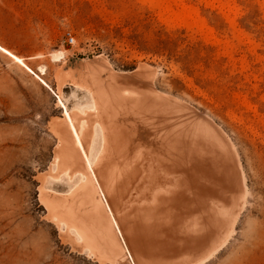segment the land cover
<instances>
[{
    "label": "rangeland",
    "instance_id": "374dc122",
    "mask_svg": "<svg viewBox=\"0 0 264 264\" xmlns=\"http://www.w3.org/2000/svg\"><path fill=\"white\" fill-rule=\"evenodd\" d=\"M68 34L74 37L73 43L67 40ZM0 45L25 64L0 51V264L122 263L97 249L101 243L96 236L94 242L82 232L86 239H81L76 233L81 229L77 215L72 222L65 210L66 202L79 193L80 173L64 157L71 139L64 113L68 108L72 115L84 112L89 119L90 130L84 138L92 143L95 159L106 154L101 150L98 122L111 120L110 103L116 106L126 93L125 99L152 91L158 99L152 98L155 104L146 115V129L166 128L170 116L174 121L176 115L187 112L209 119L227 136L240 159L245 202L227 243L196 262L205 249L197 247V240L214 233L211 224L203 227L197 219L202 216L206 221L210 206L230 203L234 191L227 174L222 175L224 185L207 182L195 192L182 190L176 208L169 204L176 209V218L187 223L192 219L197 230L187 232L182 226L178 230L175 218H166L168 224L159 216L157 222L167 221L168 233H157L152 221L150 228L156 233L152 235L151 230V237L147 230L151 220L145 225L140 219L145 231L137 239L129 235L134 233L131 227H124L126 207L139 192L150 199L148 190L142 191L148 183L132 189L135 183L126 179L128 189L120 187L109 197L97 173L100 165L94 164L96 195L124 225L121 230L116 226L128 259L122 264H264V0H0ZM58 52L64 56L55 60ZM91 62L97 64L95 68ZM117 78L129 89L118 84ZM96 98L100 111L94 108ZM174 102H180L182 109ZM161 103H169L170 108L166 111ZM175 236L187 240H175ZM187 236H194L188 237L197 245L194 249ZM161 238L169 254L162 249ZM89 239L95 244L97 240L98 246ZM186 242H191L193 252ZM140 243L139 255L135 249ZM182 245L187 246L185 250ZM197 248L200 253L195 252ZM181 251L196 255L185 256Z\"/></svg>",
    "mask_w": 264,
    "mask_h": 264
},
{
    "label": "bare ground",
    "instance_id": "6f19581e",
    "mask_svg": "<svg viewBox=\"0 0 264 264\" xmlns=\"http://www.w3.org/2000/svg\"><path fill=\"white\" fill-rule=\"evenodd\" d=\"M0 51L6 53L7 55L15 59L16 62H19L25 66L21 58L14 55L12 52H10L9 50H7L1 45H0ZM63 56H64V52H58L53 55L55 60H59ZM103 61L101 62L103 63ZM107 62L108 61L105 60L104 63L107 65ZM91 63H92L90 65L91 67H94L95 65H97L93 62ZM88 64L89 63H86L87 66H89ZM93 64L95 65L93 66ZM100 66L102 65L98 64V67ZM108 66H110L109 63H108ZM145 67L146 66H143V68ZM83 68H82V71H80V73L83 72ZM143 68L139 67V70L138 69L137 70L140 71ZM148 71L151 72V74L153 73L149 69ZM141 73L143 74V72L140 71L139 74ZM111 75H113L112 72H111ZM123 77L125 78V76ZM138 77L140 78V76ZM149 78H152V76L148 75V79ZM126 79L127 78H125V80ZM123 81L124 80H121L122 83H124ZM121 82L119 81L118 84L119 83L121 84ZM126 83H129V82H126ZM112 84H113V81H112ZM124 85H127V84L124 83ZM137 85L139 87V82L137 83ZM131 86H133V84ZM136 86L135 88H138ZM127 88L129 89L128 85H127ZM139 90H141L140 87H139ZM150 91H152V89H150ZM133 92L134 91H132V93ZM126 95L128 94L126 93ZM126 95H124V97L119 96L118 98L119 102L116 106L112 107V104L110 103V108H109V114H111L110 121L106 123V120L102 118L101 121L98 122L100 123V127H101L100 134L102 135V143H103L101 150L103 153H106V154H104V156L102 155L94 156L95 159H93L91 151H90L92 143L91 142L87 143L88 141L86 142L84 138L86 137L87 139L88 137V136H85V134H87L86 130L89 129L87 128V126L90 127L89 119L83 116L84 112H81V114L74 116L71 114L68 108L65 107L66 109L64 113L65 115L64 121H66V125L68 128L67 130L64 125L65 133L68 136L67 131H69L68 133L70 134V136L68 137H71V139L68 142L67 140L69 139L65 137L67 138L65 142H68L67 143L68 145L64 142L67 146V147H64L65 149L64 157L70 162L71 165H74L76 167L77 173H80V185H79L80 188L78 190L79 193L77 192L78 194L76 195L75 198H73L71 202L69 203L66 202L65 204L66 205L65 210L67 208L68 213H70L69 216L72 219V222L74 221L75 215H77L79 226H80V227L78 226L77 227L79 229L81 228L80 229L81 231L77 230L76 233L79 235V237H81V239L85 238V235H82V232L86 234V236L88 235L89 237H91L92 241H94L93 240L94 238H92L94 236H96L97 239L99 238L98 240H100L101 244H99L96 240V244H99V248L97 249H100L101 251L104 250L105 252L103 251V254L107 253L110 259H112L114 262L123 263V262H126V260H128L125 257L126 253H124V247L122 243L120 242L121 239L118 238L119 237L117 235L118 231L116 229V226H117V228L121 230V227H123L124 225L122 226L120 221L119 220L117 221V219L113 217V215L111 214V209H110L109 204L105 206V203L103 202V199L101 198V196L99 197L96 195L97 186L95 182V173L97 172V168H96V171L94 172L93 170L94 164L95 166H98V164L100 165L97 173H99L98 175L101 176V178L99 176L98 177L103 180L101 181L104 182V184H102L101 182L100 183L103 185V188L105 187L104 189L109 191V193L107 194L109 197H111L110 193L112 191L118 188L120 189V187L126 190L125 188L126 186L128 189V186H127L128 184L125 183L126 179H128V183L130 182L135 183L133 184L135 185V187L132 189H135L137 185H140V184L146 185V183H148L146 186L143 187L142 191L147 189L149 194L151 195L150 199L142 197L139 192V196L142 198H140L139 196H138L139 198L138 197L134 198L135 197L134 196L133 201H131V204L132 203L134 204L132 205L130 204L131 206L129 205L128 207H126L125 217L127 218V222L124 227L126 228L128 226L131 227L134 233L131 232L129 233V235L131 234L137 239H139L138 236L140 235V233L145 231L144 226L148 223L146 220L148 221L151 220L150 221L151 223L152 221L153 222L156 221L157 226L154 225L155 226L154 228L158 230L157 233L159 232L168 233V229H169L168 224H170V222L166 218H169V220L175 218L174 219L175 224L177 223L180 224L177 226L178 230H179V226L180 227L182 226L183 228L181 227V229H183L184 231L186 230L187 232H193L197 230L195 225H191L193 221L192 219L190 223H187L184 220L182 221L181 219L177 217L179 219L178 220L176 218V214H174V212H176L175 211L176 209L175 210L173 209L174 212L173 210L170 209L171 206L175 207L176 204H178L177 200L178 198H180L178 195V192L185 190V189L190 192L191 191L195 192L197 191V189H200L199 187L204 186V184L207 182L220 181L222 183L223 182L225 183L224 181L225 178L222 175L227 174L228 178L230 179V182L233 185V191H234L232 193L231 192L232 189H231L230 192L231 194H233L232 199L230 200V203L228 202L229 200L227 201L230 205L228 203L227 205L222 204L223 206H216L217 208L210 206L211 207L210 209L211 211H209L210 213L208 214V211H206L207 214L206 213L204 214L205 216L208 215L206 216V218L208 217L207 219H205L206 221H202V219H204L202 218V216H201V219H199L200 217H198L197 219L199 220L198 224L201 226L203 224V227L204 225L206 226L208 224H211V226L214 227L213 229L214 233L210 234V236H208L207 238H206L207 235L205 237L203 235L204 239H202L201 241L197 240L198 238L195 239V241L196 240L199 241V243L197 242L198 243L197 244L198 246L196 245L197 247L200 246L199 247L200 249H202V247H205V249L203 248L204 251L199 255L196 262L206 260L214 252H217L219 249H221L227 243L229 237L236 230V224H237V221L239 219L241 210L245 202V192H244V187L242 185L243 179H241V176H240V167H241L240 159H238V155L236 154V151L234 150L229 140L226 138L227 136L225 137L223 135L224 133L222 132V130L219 129L218 126H215L214 123L209 122L208 121L209 119L206 120L204 117L202 118L198 116V114L195 112L194 113L187 112L181 115H176L177 118L174 121H173L174 116H170V119H172V121L166 128H162L161 130H147L146 128L149 124L147 122L146 115L148 111L151 109L152 105L155 104L152 98L158 99L157 98L158 96H156L153 91L151 95L149 94L141 95L140 97L127 96L125 99ZM95 100L96 101L94 103V108L95 110L98 109L100 111L97 98ZM170 100L173 101L172 99H169V101ZM179 103H176V105L178 104V107L182 109L183 105H179ZM161 104L162 106H165L164 109L166 111L168 110L167 108H170L169 103H161ZM173 107L176 108L175 105ZM104 111L108 112L107 109H105ZM176 111L180 112L182 110H176ZM105 115L104 116L102 115V116L106 118ZM107 117H108V114H107ZM122 120H123V123L120 124V121ZM109 122H112L110 124L111 126L107 125L109 124ZM89 130H87V132ZM91 133L93 134V132ZM84 141L86 142V144ZM105 157L107 159L106 162L104 161ZM113 161L114 163L110 164V162H113ZM51 168H52V165H51ZM166 175L167 176L173 175V177L168 178L166 177ZM107 177H110V178L108 179ZM133 185L131 184L130 186L132 187ZM137 187L139 188V186ZM131 191H134V190H131ZM133 194L134 193H132V195ZM76 199H78L77 200L78 202L76 201ZM134 199L136 202L134 201ZM112 201L113 200H111V202ZM114 201L116 202V199ZM153 201L157 203L156 206L155 204L150 205V203L151 202L153 203ZM166 204H167V207H166ZM169 204H172V205L169 206ZM146 205H150L151 208L146 207ZM215 205L217 204H214V206ZM107 207H108L109 212L107 211ZM195 207L196 206H194L193 209H195ZM197 214L199 216V212ZM159 216L161 218H163L164 216V218L169 222L167 224L166 223L167 221H164V223L166 224L165 226H168V227H165L163 222L162 223L157 222L158 221L157 217ZM155 217H156V220H155ZM140 219L142 221L145 220L143 221V223L145 222L144 223L145 225L141 222ZM197 220L195 219V221ZM63 221H60V222H63ZM72 222L69 224H72ZM73 225H75L74 227H76L75 223H73ZM148 225H149V229H147L148 232L150 230L148 235H150L152 231H153L152 235L154 234V232L156 233L155 229L152 230V226L150 228V225H153V223L152 224L148 223ZM70 227L72 228V225ZM129 227L127 229H129ZM146 228L147 227H145V229ZM170 229H173V227H170ZM122 230L124 229L122 228ZM173 232L174 231H172L171 234H173ZM143 234L145 233H142V235ZM202 234H206V233H202ZM152 235L150 236L152 237ZM188 235H191V234L189 233ZM188 237L192 238L194 236H191V237L187 236V238ZM163 238L159 240L161 241L160 245L162 246V249H164V251L168 252L169 254L171 251H169L167 249L168 247L166 248V245L163 244L164 243L162 241ZM178 238H183L184 240H187L185 236L183 237L181 236ZM178 238H176V236L175 238L173 237V239L175 240H177ZM189 238L188 240H191ZM167 239L173 240L172 237L167 238ZM167 239L165 238L164 241H166ZM88 241L89 243H93V246H94L95 241L91 242L90 239ZM88 241L86 240V242ZM153 241L157 242V239H153ZM192 241L193 240H191V242ZM191 242L190 243L186 242V244L187 245L191 244ZM157 243L159 244L160 242H157ZM194 243L195 242H192L193 245L191 244L193 246V249L195 246ZM76 244L74 246H76ZM96 244L94 246L95 248L96 246H98ZM189 246L190 245H188L187 249H192V246L191 248ZM183 247H184L183 250H185L186 249L185 247L187 246H183ZM193 249L191 250L192 252L194 251ZM135 250H137L136 252L140 255V251H143V245L141 244L137 246ZM164 251L163 253H165ZM179 251L180 250H178L175 254L179 253ZM196 251H198V248L195 250V252ZM181 252L186 254L185 251H181ZM181 252H180V255L183 254V253L181 254ZM196 253L194 254L189 253V254L191 256L193 255L194 257ZM187 254L185 256H187ZM189 254L188 256H190ZM192 263H194V261Z\"/></svg>",
    "mask_w": 264,
    "mask_h": 264
},
{
    "label": "built area",
    "instance_id": "2783aa9c",
    "mask_svg": "<svg viewBox=\"0 0 264 264\" xmlns=\"http://www.w3.org/2000/svg\"><path fill=\"white\" fill-rule=\"evenodd\" d=\"M67 40L69 41V43H73L75 41L74 37L71 34H68Z\"/></svg>",
    "mask_w": 264,
    "mask_h": 264
}]
</instances>
